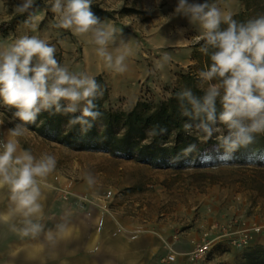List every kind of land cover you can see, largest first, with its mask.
<instances>
[{
  "label": "clouds",
  "instance_id": "9594fccd",
  "mask_svg": "<svg viewBox=\"0 0 264 264\" xmlns=\"http://www.w3.org/2000/svg\"><path fill=\"white\" fill-rule=\"evenodd\" d=\"M91 4L92 0H52L53 26L86 38L104 67L122 74L132 50L112 24L92 11ZM35 7V0H15L12 5L14 13L27 14L24 24L32 30ZM170 16L199 24L203 32L197 42L203 41L200 51L211 60L197 73L198 81L207 85L201 95L187 87L176 93L180 113L188 118L185 131L206 139L215 135L218 159L227 162L252 144L256 134H264V15L238 22L209 0H175ZM55 52L54 46L35 35L20 36L0 49V108L14 109L9 119L13 126L7 129V138H0V190H7L9 201L0 211V225L20 238L43 236L53 247L70 231L67 221L48 229L42 223L41 184L55 169L56 158L47 153L37 158L30 150L18 152L17 138L42 112L71 114L67 126L79 125L81 134H86L102 116L96 101L104 92L95 77L61 65ZM169 59L164 55L154 61L151 73L163 69ZM151 134H156L154 129ZM85 180L90 186L96 182L91 173Z\"/></svg>",
  "mask_w": 264,
  "mask_h": 264
},
{
  "label": "rangeland",
  "instance_id": "374dc122",
  "mask_svg": "<svg viewBox=\"0 0 264 264\" xmlns=\"http://www.w3.org/2000/svg\"><path fill=\"white\" fill-rule=\"evenodd\" d=\"M209 2L215 3L222 11L230 12L233 17L245 10L241 0H209ZM14 3L15 0H0V49L10 46L20 36L35 35L55 47V58L71 72H85L90 75L88 59L105 68L103 61L96 56L94 46L88 44L86 38L73 36L70 31L53 26L55 15L50 10L52 0H35L36 7L32 10L36 14L34 30L24 24L27 14L14 13L12 8ZM174 4L175 0H92L91 8L95 14V7L113 13V17L104 18L102 21L112 24L117 30L118 38L122 37L132 50V55L126 60L127 65L134 64L140 67V71H147L146 77L140 80L141 90L137 94L139 97L138 102L147 101L152 105H159L167 101L178 88H182V74L193 73L197 76L199 71L205 70L210 65L209 58H206L200 48H197L203 42L202 40L197 42V38L202 35L203 30L199 24L189 25L185 18L171 17L170 13ZM4 23H8L9 26L4 28L2 26ZM181 28L187 29V31H178ZM112 50V46L109 45V51ZM196 52L199 56L198 60L193 58ZM164 55L170 57L169 61L163 69L151 73L150 70L154 68V61ZM106 70L108 71L104 74L90 76L98 79V83L102 88L104 85H108L111 89L114 85V82L110 79L112 72L109 69ZM198 86L203 89L207 85L198 81ZM135 101L136 98L129 95L117 96L115 99H111L109 92L105 107L107 109L128 111L133 107ZM12 111L14 109L0 108V138H6L7 129L13 126L9 123ZM26 128L25 134L17 138L18 149L30 150L37 158L45 153L54 155L56 158L54 170L56 172L60 171L67 177L77 181L84 180L87 173H91L97 178L102 177L100 183H103V199L106 198L107 194L109 195L106 191V184L113 183L115 186H119L120 191L117 197L134 191L136 189L135 179L138 174L141 175V179L144 181L158 178L161 172L160 174L166 176L168 194L172 195L175 192V183L180 182L182 184L187 179L196 177L199 174L212 182H223L232 192L236 193V200L239 201V204L244 208L245 215L248 216V224L252 226L255 222H258L264 231V165L256 163L257 160L264 159V134H256L252 144L235 152L231 160L237 158L246 160L245 163H238L231 162V160L223 162L218 159L215 135L211 139H206L203 135L194 133L201 142L207 140L213 142L209 145L212 153L202 159L206 166H189L182 168L185 169L182 172L178 171L179 169L172 168V171H159L152 166L141 165L142 163L136 160L127 161L105 152L68 150L69 148H63L56 141L41 136V126L36 122L26 125ZM139 166L142 169H139ZM190 168H203L205 171H203L204 173H192ZM173 200L174 197L172 196L170 202ZM105 207L107 208L108 205L105 204ZM109 207L111 210L112 206ZM134 213L135 216L138 215L137 212ZM114 223L111 219H107L104 225L109 227ZM124 223L127 226L126 229L129 230L127 235L135 237L134 255L145 256L146 259L151 257L152 264H186L182 255L186 250L175 248V244L170 241L165 242L161 248L153 247L149 255H147L149 250L143 252V249L150 243L149 238L144 236L142 231L147 229V226L152 227V224L146 226L143 225L142 221L137 220ZM107 235H104V237ZM253 235L259 236V238L258 241L253 239L250 247H235L229 244L220 247L217 250L216 257L213 256L215 263L246 264L244 259L246 251L255 246L264 245V232ZM107 239L109 241V238ZM113 239H116L117 241L114 242L118 243L121 240L120 238ZM157 244L155 243V245ZM173 253L178 254L177 261H162L163 257ZM109 258L114 260L111 255Z\"/></svg>",
  "mask_w": 264,
  "mask_h": 264
},
{
  "label": "crops",
  "instance_id": "0c3cea01",
  "mask_svg": "<svg viewBox=\"0 0 264 264\" xmlns=\"http://www.w3.org/2000/svg\"><path fill=\"white\" fill-rule=\"evenodd\" d=\"M107 71L102 68L95 76ZM111 72L110 79L114 85L110 89V98L133 96L136 101L132 106L135 107L139 98L137 94L141 90L140 80L146 77L147 71H140L139 66L130 64L122 74ZM22 150L18 149V152ZM138 168L142 169L140 166ZM156 170L172 171L171 168ZM190 171L204 173L205 169L190 168ZM160 173L158 178L144 181L138 174L136 189L119 197V186L106 184L109 195L103 199L102 177H95V184L90 186L85 179L77 181L53 170L41 184L40 202L44 207L42 223L48 229L67 221L70 224L69 233L53 247L47 244L43 236L20 238L9 232L7 226L0 225V264H152L151 257L146 259L145 256L134 255L135 237L127 235L129 230L124 222L137 220L146 226L152 224V227L147 226L142 231L149 238L150 244L143 249V252L149 250L147 255L153 247L161 248L168 241L174 243L175 248L187 252L192 244L191 239L212 224L228 225L233 219L248 223V216L236 200V193L223 182H212L198 174L186 182L181 181L182 184L175 183L172 195L167 191L166 176ZM172 196L174 200L170 202ZM8 203L7 190H0V211L5 210ZM109 206H112L111 210ZM134 212L138 215L135 216ZM107 219L115 223L106 227L104 222ZM250 227L248 224V229ZM177 228H184V231L175 239L173 234ZM244 228L240 223L235 230L238 233ZM113 238L121 240L118 243ZM258 238L253 237L255 241ZM110 255L114 260H110Z\"/></svg>",
  "mask_w": 264,
  "mask_h": 264
},
{
  "label": "trees",
  "instance_id": "16d2710c",
  "mask_svg": "<svg viewBox=\"0 0 264 264\" xmlns=\"http://www.w3.org/2000/svg\"><path fill=\"white\" fill-rule=\"evenodd\" d=\"M241 1L245 10L236 14L233 19L246 22L264 15V0ZM95 10L101 20L113 17L112 12L102 8L95 7ZM2 26L5 28L9 24L4 23ZM226 26L221 24V28ZM201 44L197 48H200ZM211 51L212 49H209V53ZM197 56L196 52L193 58L198 60ZM206 58L210 60V55H206ZM96 80L98 82V79ZM181 86L182 88H178L167 101L159 105L139 101L131 110L123 111L105 107L110 88L104 85L103 96L96 101L102 116L93 121V127L83 135L79 125L67 126L71 114L42 112L36 123L41 126V136L74 151L105 152L116 158L136 160L161 169L204 167L206 164L202 159L212 153L209 145L213 142H201L194 133L185 131L184 125L188 118L181 115L176 99V93L183 88H191L197 95L202 94V89L199 88L197 76L193 73L181 75ZM153 129L155 135L151 134ZM161 129L166 131L161 132ZM215 144L217 145V142ZM190 145H194V149L185 152ZM216 153L218 154L217 150ZM231 162L245 163L246 160L237 158ZM256 163L264 165V159L257 160ZM244 259L246 264H264V245L248 249Z\"/></svg>",
  "mask_w": 264,
  "mask_h": 264
},
{
  "label": "built area",
  "instance_id": "2783aa9c",
  "mask_svg": "<svg viewBox=\"0 0 264 264\" xmlns=\"http://www.w3.org/2000/svg\"><path fill=\"white\" fill-rule=\"evenodd\" d=\"M240 223L245 226L238 233L236 228ZM184 228H177L173 234L175 239H178ZM262 227L255 222L249 229L248 223L233 219L228 225L212 224L210 227L204 229L200 235L193 237L191 240L190 249L183 253L184 262L186 264H216L214 257H216L217 250L226 244L235 247H250L253 240V234H261ZM178 259V254H168L162 258L163 262H175Z\"/></svg>",
  "mask_w": 264,
  "mask_h": 264
},
{
  "label": "bare ground",
  "instance_id": "6f19581e",
  "mask_svg": "<svg viewBox=\"0 0 264 264\" xmlns=\"http://www.w3.org/2000/svg\"><path fill=\"white\" fill-rule=\"evenodd\" d=\"M88 62H89L88 71H89L90 75H94L98 70L102 69V67H103L99 64H95V62L91 61V59L90 60L88 59Z\"/></svg>",
  "mask_w": 264,
  "mask_h": 264
}]
</instances>
